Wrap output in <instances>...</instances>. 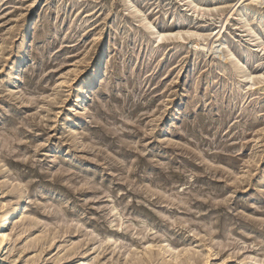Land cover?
Masks as SVG:
<instances>
[{"label": "rangeland", "instance_id": "374dc122", "mask_svg": "<svg viewBox=\"0 0 264 264\" xmlns=\"http://www.w3.org/2000/svg\"><path fill=\"white\" fill-rule=\"evenodd\" d=\"M189 1L0 0V264H264V0Z\"/></svg>", "mask_w": 264, "mask_h": 264}, {"label": "bare ground", "instance_id": "6f19581e", "mask_svg": "<svg viewBox=\"0 0 264 264\" xmlns=\"http://www.w3.org/2000/svg\"><path fill=\"white\" fill-rule=\"evenodd\" d=\"M189 4L190 5L193 4L192 0L189 1ZM252 4L255 5L262 4V0H252ZM23 35L24 37L20 47L21 50L13 56L12 62L10 63V72L8 73L11 76L12 83H15L16 85H18L19 82L22 80L21 68H22L23 60L27 59L30 56V47H29L30 35H31L30 30L25 31ZM163 35H164L163 33L158 34V39L161 40ZM208 36L211 38V35H207L206 38H208ZM205 41H208V39ZM207 45L204 46L205 51ZM196 46L198 45L196 44ZM214 49H215L214 45L210 43L207 48V53L210 51L212 52ZM219 57L221 58L222 55H219ZM230 58L231 60L235 58L233 53H230ZM237 64L241 66L240 61H238ZM102 69H103V63L100 62L98 66L95 69H93L91 74L82 81V87L79 89L80 91L78 94V102L80 103L79 104L80 106L77 109L78 114H83L87 110L88 107L87 101L89 100V96L91 93L90 91L98 81V78L101 76ZM245 72L246 70L244 68H240V73H245ZM25 204H26V197H21L19 203L16 206L12 207L7 212L5 211L6 213L0 215V250L5 248L7 244L10 242L11 221L23 212Z\"/></svg>", "mask_w": 264, "mask_h": 264}]
</instances>
